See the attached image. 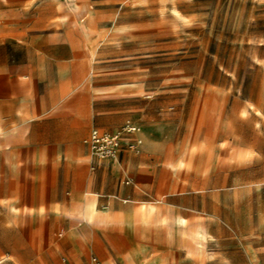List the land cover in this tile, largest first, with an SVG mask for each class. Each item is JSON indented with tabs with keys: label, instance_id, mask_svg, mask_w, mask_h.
<instances>
[{
	"label": "rangeland",
	"instance_id": "374dc122",
	"mask_svg": "<svg viewBox=\"0 0 264 264\" xmlns=\"http://www.w3.org/2000/svg\"><path fill=\"white\" fill-rule=\"evenodd\" d=\"M5 35L0 60L24 68L19 78L33 80L36 95L88 106L81 137L74 138V122L67 133L70 146L75 140L70 156L91 160L79 181L65 160L67 144L32 142L31 156L46 155L51 164L31 163L23 186L9 180L0 148V264H87L92 256L104 264L94 224L64 213L90 193H99V209L110 213L112 264H264V0H0ZM127 124L140 128L139 154L100 160L84 143L92 128L113 132ZM235 137L245 156L226 160ZM23 188L30 211L16 204L10 224V202ZM156 200L160 215L183 211L207 227L199 262L179 234L170 245H143L131 226V250V231L117 218ZM75 240L83 250L77 255ZM155 246L145 257L142 248Z\"/></svg>",
	"mask_w": 264,
	"mask_h": 264
},
{
	"label": "crops",
	"instance_id": "0c3cea01",
	"mask_svg": "<svg viewBox=\"0 0 264 264\" xmlns=\"http://www.w3.org/2000/svg\"><path fill=\"white\" fill-rule=\"evenodd\" d=\"M24 71V68L19 69L13 66L8 58L0 60V121H2L7 130L12 129L13 132L17 133V135L11 137L8 140L0 137V148L7 151L5 163L9 180L14 184L18 181H21L24 186V183H27L29 180L31 163L34 164L36 162L38 165L44 167L51 164V158L47 157L46 155L36 159L31 156L30 147L32 146V142H36L39 145L59 144L61 142L67 144L65 145V160H71L69 163L75 167V169H72V174L75 176V178L79 181L85 180L91 159L87 155L83 157L70 156L69 151L70 149H73L75 140H72L73 144L70 146L67 125L73 122L74 124H78V127L75 131L76 133H74V138H80L81 126L86 124V120L91 116V112L88 110L87 112H84L83 109L87 105H73L71 103H63L61 100L57 98L55 99L54 97L49 98L50 96L48 95H36L35 82L26 75L23 76V78H19L18 74L23 73ZM90 101L93 104V97L86 99L87 104H89ZM18 108H21V113L17 114L16 111ZM244 119L249 120V118ZM251 125L254 129H256V131L263 132V125L261 129L257 128L255 124L251 123ZM93 129L94 128H92L91 131ZM91 131L88 132L85 138L88 137ZM34 134H37V136H34ZM6 142L10 144L9 147L5 146ZM201 149L203 152L205 151V144ZM194 151L195 149L192 150V153H194ZM125 153L126 151L123 152V155ZM244 156V151H241L239 148V138L235 137L231 142V155L230 157H227L226 160H241L244 158ZM188 160H190V158L182 161L180 166H188ZM168 167L174 170L176 168V164L169 163ZM122 192L123 191H121V193ZM91 194L99 195L97 202V208L99 209L101 195L99 193ZM79 195L81 194H77V200ZM27 197L28 191L24 190L23 188L21 199L19 200L18 198H14L10 204L16 203L20 204L19 206H22ZM158 201L159 200L138 202L137 206L132 210L129 217L117 218V225H120V227L123 228L128 226L129 230L131 231L129 239H131L130 246L132 247V251H134L133 246L137 242V239L134 237V234L131 230L132 225L133 228L138 230L140 237L139 240L143 245H170L174 243L173 239L179 234L182 238L187 240L186 245L190 246L193 240V230L197 226H203L206 229L207 238L209 237L207 227L198 219L193 221L192 219L184 217L183 211H181L183 214L180 215H176L172 211L168 210L164 212L171 218L167 232L161 225L156 226L154 221L148 220L144 215L142 204H157ZM125 202H128V200H125ZM106 208L108 209V207ZM105 210H100L101 216L99 221L94 223L91 229H93V231H95V235H97L93 237V244L99 247L100 254L104 259V264H112L113 260L109 254L110 246L112 247L110 242L113 243V236H111L107 231L110 225L111 217L110 213ZM182 219L186 221L185 225L181 223ZM81 226L82 224L79 225V227ZM97 231H99V233ZM60 235L62 236L63 233L61 232ZM126 237L128 236L126 235ZM74 244L75 245L71 251L77 255L79 252L83 251L82 246L76 240L74 241ZM102 244L104 245V248ZM156 246L153 249L149 248L146 250L145 257L150 259V256L152 253H154ZM184 250L189 255L188 249L186 247H184ZM122 254L126 256L129 261H132V258L128 255V253L122 252ZM94 257L97 258L96 256H92L87 264H92V258ZM4 259V257L1 258V263L5 261ZM79 259H81V257L77 256L75 261H78ZM122 260L125 262V259ZM152 261H164L167 263L163 258H156ZM65 262L71 264L67 260H64L63 264H65ZM100 263L103 264L101 261Z\"/></svg>",
	"mask_w": 264,
	"mask_h": 264
},
{
	"label": "bare ground",
	"instance_id": "6f19581e",
	"mask_svg": "<svg viewBox=\"0 0 264 264\" xmlns=\"http://www.w3.org/2000/svg\"><path fill=\"white\" fill-rule=\"evenodd\" d=\"M71 13H72V11L65 12L61 18L67 19L71 15ZM88 13H89V11L87 10L84 15H87ZM11 35H13V34H11ZM14 36H16V38H18L19 42L22 41V38L19 34H16ZM6 38H7L6 35L0 36V41H5ZM16 113L17 114L21 113V108H18ZM10 132L12 134H10ZM15 135H17L16 132H13L12 129L7 130L4 126V124L2 123V121H0V137H3L4 139L8 140L11 137H14ZM9 145L10 144L8 142L5 143L6 147H9ZM98 198H99L98 194H91L90 193L84 198L82 207L70 209L69 211H64V213H65V215L67 214L70 217L74 216V217H76L82 221H87V222H90L91 224H94V223L99 221V218L101 216V211L97 208ZM158 203L159 202H157V204H154V203L142 204V209L144 210V215L146 216V218L148 220L154 221L156 226L161 225L167 232V228L169 227L171 218L166 213H163L162 215H160V207L158 206ZM18 209L19 208H17L16 203L9 205V213L12 215V217L11 216H8V217L5 216L7 218V219L6 218L5 219H6V221H8V223H10V224L14 223V217H15ZM21 211L24 214L28 215V212L30 211V207L23 204L21 206ZM181 223L185 225L186 221L184 219H182ZM74 237H75V235H74ZM192 237H193L192 244L190 246L184 245V247H186L188 249V253L191 254L196 259L197 262H199L203 258L204 253H205V245H206V241H207L206 229L203 226H197L193 230V236ZM146 250H148L147 247L142 248V251L146 252ZM161 263L167 264L164 261H157V262L152 261L149 264H161ZM15 264H17V263H15Z\"/></svg>",
	"mask_w": 264,
	"mask_h": 264
},
{
	"label": "built area",
	"instance_id": "2783aa9c",
	"mask_svg": "<svg viewBox=\"0 0 264 264\" xmlns=\"http://www.w3.org/2000/svg\"><path fill=\"white\" fill-rule=\"evenodd\" d=\"M140 128L133 124H127L113 132H103L94 128L84 143L90 152L100 160H118L123 152L128 151L139 154L143 141L137 137ZM130 184L129 181L126 182ZM65 264H68L65 262ZM92 264H101L98 258H92Z\"/></svg>",
	"mask_w": 264,
	"mask_h": 264
}]
</instances>
